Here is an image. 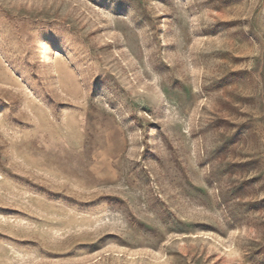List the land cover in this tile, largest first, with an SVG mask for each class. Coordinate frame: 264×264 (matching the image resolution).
Masks as SVG:
<instances>
[{
	"label": "rangeland",
	"instance_id": "rangeland-1",
	"mask_svg": "<svg viewBox=\"0 0 264 264\" xmlns=\"http://www.w3.org/2000/svg\"><path fill=\"white\" fill-rule=\"evenodd\" d=\"M0 264H264V0H0Z\"/></svg>",
	"mask_w": 264,
	"mask_h": 264
}]
</instances>
